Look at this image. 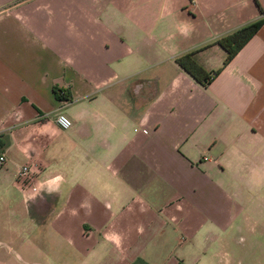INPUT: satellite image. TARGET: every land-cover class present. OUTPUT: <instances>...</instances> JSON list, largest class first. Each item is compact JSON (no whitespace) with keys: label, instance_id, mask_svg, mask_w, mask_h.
<instances>
[{"label":"crops","instance_id":"1","mask_svg":"<svg viewBox=\"0 0 264 264\" xmlns=\"http://www.w3.org/2000/svg\"><path fill=\"white\" fill-rule=\"evenodd\" d=\"M259 17L264 0H0L18 259L264 264V20L223 65L213 43ZM189 51L219 68L205 87L174 62ZM26 160L34 191L15 182Z\"/></svg>","mask_w":264,"mask_h":264},{"label":"trees","instance_id":"2","mask_svg":"<svg viewBox=\"0 0 264 264\" xmlns=\"http://www.w3.org/2000/svg\"><path fill=\"white\" fill-rule=\"evenodd\" d=\"M263 17H259L251 22L238 26L226 34L218 36L213 43L217 44L224 52L222 65L228 62L244 43L256 32L263 22ZM195 51L185 52L174 58V62L186 72L195 82L205 87L218 69L212 72L205 71L194 58Z\"/></svg>","mask_w":264,"mask_h":264},{"label":"built area","instance_id":"3","mask_svg":"<svg viewBox=\"0 0 264 264\" xmlns=\"http://www.w3.org/2000/svg\"><path fill=\"white\" fill-rule=\"evenodd\" d=\"M56 124L60 128H67L70 125V120L63 114H59L55 118ZM203 159H205L203 157ZM4 164V156L0 154V166ZM31 180V173H30V165L29 162L26 160L22 163L16 171L15 174V182L19 185L21 190H25V188L30 189L32 191L35 190L33 185H30Z\"/></svg>","mask_w":264,"mask_h":264},{"label":"rangeland","instance_id":"4","mask_svg":"<svg viewBox=\"0 0 264 264\" xmlns=\"http://www.w3.org/2000/svg\"><path fill=\"white\" fill-rule=\"evenodd\" d=\"M17 253L19 249L13 239L7 238L0 232V264H39L34 262L37 259L32 257L21 256V259H24H18ZM32 260L33 262H30Z\"/></svg>","mask_w":264,"mask_h":264}]
</instances>
